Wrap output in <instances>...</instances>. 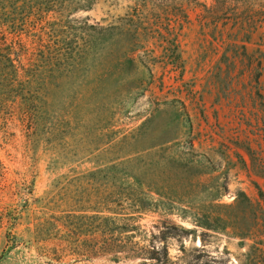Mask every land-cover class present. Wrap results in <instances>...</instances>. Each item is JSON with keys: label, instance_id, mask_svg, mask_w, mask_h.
<instances>
[{"label": "rangeland", "instance_id": "374dc122", "mask_svg": "<svg viewBox=\"0 0 264 264\" xmlns=\"http://www.w3.org/2000/svg\"><path fill=\"white\" fill-rule=\"evenodd\" d=\"M260 10L264 0H97L78 11L109 37L64 40L86 60L47 84L40 110L0 111V264H162L105 254L110 185L128 182L157 202L136 223L167 245L164 264H264ZM65 238L100 250L61 259Z\"/></svg>", "mask_w": 264, "mask_h": 264}, {"label": "trees", "instance_id": "16d2710c", "mask_svg": "<svg viewBox=\"0 0 264 264\" xmlns=\"http://www.w3.org/2000/svg\"><path fill=\"white\" fill-rule=\"evenodd\" d=\"M96 1L0 0V111L17 101L25 108L34 104L40 110L47 84L86 60L89 51L85 45L80 48L72 45L62 47L60 44L64 40L93 42L109 37L111 26L89 23L88 16H76L78 11L92 8ZM260 13L264 14V10ZM258 28L254 27L244 40L249 42ZM117 29L119 34L121 29ZM259 44L264 45V39ZM241 47L246 48L244 44ZM259 51L264 53V50ZM116 167L111 165L109 169L114 171ZM139 187L140 184L130 182L110 185L111 215L106 217L109 239L105 254L113 261L142 257L164 264L168 261L167 245L157 248L153 241L155 236L150 234V237L136 223L140 213L157 207V202L144 201L140 197ZM258 194L264 199L260 188ZM236 201L246 204L248 200L243 192H239ZM256 206L260 207L259 202ZM186 233L187 230L181 229L174 234L182 237ZM59 247L61 259L79 254L92 258L100 250L95 246L85 249L66 238Z\"/></svg>", "mask_w": 264, "mask_h": 264}]
</instances>
